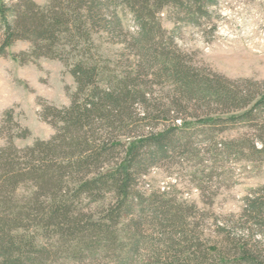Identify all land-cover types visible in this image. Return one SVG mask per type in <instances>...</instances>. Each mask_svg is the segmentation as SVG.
<instances>
[{
  "label": "trees",
  "instance_id": "1",
  "mask_svg": "<svg viewBox=\"0 0 264 264\" xmlns=\"http://www.w3.org/2000/svg\"><path fill=\"white\" fill-rule=\"evenodd\" d=\"M217 3L0 0V56L26 41L16 59H60L76 83L70 104L41 107L50 138L21 147L15 138L30 130L13 109L0 122V264H264V186L231 224H218L215 239L192 221L194 205L138 188L150 168L185 156L198 137L213 142L238 125L253 133L216 146L264 159V83L206 71L175 41L182 25L210 21ZM101 39L120 45L127 63L111 66Z\"/></svg>",
  "mask_w": 264,
  "mask_h": 264
},
{
  "label": "rangeland",
  "instance_id": "2",
  "mask_svg": "<svg viewBox=\"0 0 264 264\" xmlns=\"http://www.w3.org/2000/svg\"><path fill=\"white\" fill-rule=\"evenodd\" d=\"M36 1L45 3V0ZM168 16L162 13V22L172 29L174 23ZM125 23L131 30L135 29L130 15L125 17ZM175 41L179 50L206 71L230 79L248 78L264 83V0H218L211 8L210 21L182 25ZM98 46L111 66L127 63L120 45L101 39ZM28 48V42L17 41L6 55L0 56V122L4 113L13 109L21 126L30 130L26 137L15 138L21 147L54 134V127L40 117L41 107L45 103L70 104V93L76 87L60 59L41 57L22 62L14 57V53ZM251 133L249 127L238 125L216 131L210 136L213 142L200 136L185 156L150 168L141 177L138 188L145 193L166 191L187 207L194 205L192 221L204 237L215 239L218 224H231L241 214L245 197L264 186V159L251 157L249 151L240 156L225 153L216 143ZM5 142L0 137V145ZM60 264H107V260L98 257L77 263L64 258Z\"/></svg>",
  "mask_w": 264,
  "mask_h": 264
}]
</instances>
